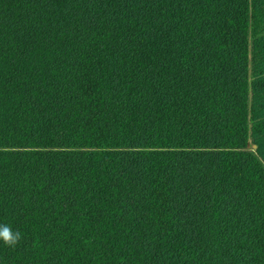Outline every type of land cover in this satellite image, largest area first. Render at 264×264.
I'll return each mask as SVG.
<instances>
[{
    "label": "trees",
    "instance_id": "trees-1",
    "mask_svg": "<svg viewBox=\"0 0 264 264\" xmlns=\"http://www.w3.org/2000/svg\"><path fill=\"white\" fill-rule=\"evenodd\" d=\"M263 5L0 0V264H264Z\"/></svg>",
    "mask_w": 264,
    "mask_h": 264
},
{
    "label": "rangeland",
    "instance_id": "rangeland-1",
    "mask_svg": "<svg viewBox=\"0 0 264 264\" xmlns=\"http://www.w3.org/2000/svg\"><path fill=\"white\" fill-rule=\"evenodd\" d=\"M263 11V14H264V5L262 6V9ZM264 19H263V23H262V26H261V32H259L257 35L258 36H261L264 34ZM256 35L254 34H251L249 33V36H248V40H249V58H250V62H249V88L251 89V83L253 82V80L257 77V74L254 73V69H253V61L251 60V58L253 59V56H252V41H253V38H255ZM249 104H248V108H249V116H250V107H251V91H250V95H249ZM251 123V120H249V125ZM246 150L250 151L251 153H253L257 158L258 160L261 162V164L263 165L264 167V157L260 155V153L258 152L257 150V147H256V144H254V141H253V137L249 134V137H248V144H247V147H246Z\"/></svg>",
    "mask_w": 264,
    "mask_h": 264
},
{
    "label": "clouds",
    "instance_id": "clouds-1",
    "mask_svg": "<svg viewBox=\"0 0 264 264\" xmlns=\"http://www.w3.org/2000/svg\"><path fill=\"white\" fill-rule=\"evenodd\" d=\"M21 233L18 230H12L6 223H0V243L7 246H14L20 239Z\"/></svg>",
    "mask_w": 264,
    "mask_h": 264
}]
</instances>
